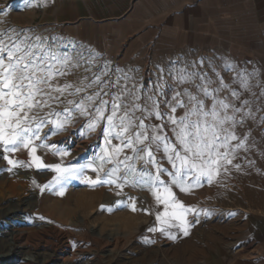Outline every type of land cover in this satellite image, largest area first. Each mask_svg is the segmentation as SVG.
<instances>
[{"label": "snow or ice", "instance_id": "1", "mask_svg": "<svg viewBox=\"0 0 264 264\" xmlns=\"http://www.w3.org/2000/svg\"><path fill=\"white\" fill-rule=\"evenodd\" d=\"M31 3L32 0H27L25 6ZM29 32L0 31V149L5 153L0 158L12 167H35L55 173L48 184L37 185L41 192L58 187L57 194L63 196L65 187L73 180H83L92 186L115 185L121 191L125 186L146 190L153 197V204L143 211L154 213L161 225L179 227L187 236L186 214L196 210L179 200L174 189L190 194L205 181L211 185L227 174L229 166L239 169L233 160L239 150H246L247 136L241 137L237 127L243 126L245 117L251 113H245L220 93L228 90L236 100L240 93L225 84L218 73V86L212 88L213 81L206 73L188 70L195 68V63L178 69L175 79L178 85H194L196 92L189 88L176 91L172 101L165 102L167 111L161 110L158 99L162 85H155L154 91L144 97V103H138L141 96L136 84L129 88L119 79L111 82L103 79L108 75L107 66L104 71L94 73L88 83L81 81L77 86L65 79L61 84L60 79L67 77L71 68L79 67L81 60L89 65L86 71H90L96 55L78 54L74 60L60 55L43 38ZM237 75L240 87L248 89V77L244 73ZM112 87L117 88L115 93L108 90ZM89 89L95 91L89 93ZM206 100H211V104ZM247 104L244 100L243 105ZM53 105L63 108L57 111ZM178 109L183 110L179 115ZM78 118L84 120L79 134L87 136L99 129L102 144L97 145L99 152L86 163L65 165L63 158L70 155V149L48 141L66 131ZM49 125V131L43 132ZM21 148L28 150V163L7 155ZM37 149L51 150L61 158V163L45 164L36 155ZM165 162L169 167H165ZM107 165L111 167L105 171ZM86 169L95 172L96 179L85 176ZM131 207L136 210L135 201ZM148 230H159L176 239L164 227Z\"/></svg>", "mask_w": 264, "mask_h": 264}, {"label": "rangeland", "instance_id": "2", "mask_svg": "<svg viewBox=\"0 0 264 264\" xmlns=\"http://www.w3.org/2000/svg\"><path fill=\"white\" fill-rule=\"evenodd\" d=\"M26 3L27 0H0V31L30 30L29 35L40 36L48 47L60 55L73 57L74 60L78 54L84 57L89 55L91 51L88 49L79 45L57 42L53 33L44 32L38 22L37 1L32 0L31 6L27 7ZM221 50V53H198L190 56L171 55L165 52L158 54L140 52L116 59L91 52L96 55V59L90 71H86L89 65L81 60L80 66L71 68L70 74L61 78L59 82L63 84L66 79L79 86L81 81L90 82L94 73L104 71L107 66L108 75L103 79L106 82L119 79L121 84L127 83L129 88L136 84L141 96L138 103H144V97L154 91L155 85H162V92L158 99L161 102V110L167 111L165 102H171L176 91L189 88L190 91L196 92L194 85L177 84L175 74L178 69L195 63L196 67H189L188 70L206 73L213 81L212 88L218 86V73L219 78H222L225 84L240 93L238 100L234 99L228 90L222 91L220 96L228 97L237 107H242L245 113H251L250 116L245 117L243 126L237 127V132L241 137L247 136L246 150H239L235 158L236 164H239V169L236 168V180L222 182L226 183V188L230 187L234 191L231 196L226 195L225 192L214 194L218 191H213L211 198L203 184L198 187V191H191L188 199L199 206H219L221 209L219 218L222 222L224 218L236 216V226H225L221 229V233L236 234L239 250L237 264H264V54L249 51L245 47L236 48L235 53H231L228 46L222 47ZM238 73H244L248 77V89L240 87ZM124 76L130 79L125 81ZM196 83L200 81L197 80ZM108 90L115 93L117 88L112 87ZM88 91L91 93L95 89ZM244 100L248 101L247 105H243ZM206 103L211 104V100H206ZM53 107L56 108L55 105ZM62 108L63 105H60L56 110L59 111ZM182 111L178 109L177 115ZM152 122L159 123L155 120ZM83 123L84 120L78 118L66 131L51 136L48 141L49 144H57L61 148L70 149V155L63 158L65 165L86 163L99 152L97 145L102 144L100 130L87 136H81L79 129ZM50 127V125L46 126L43 132H48ZM4 154L0 149V157ZM7 155L10 159L25 163H28L30 159L28 150L24 148L15 153H7ZM36 155L40 156L45 164L61 163V158L53 155L51 150L37 149ZM137 166L140 167L141 164ZM108 167L111 166H105V171ZM165 167H169L166 162ZM10 168L11 171H9ZM230 169L233 170L232 166ZM228 174L230 177L233 176L229 171L224 176ZM84 175L92 179H96L97 176L90 169H86ZM100 175L103 176L104 173L101 172ZM53 177L51 171L38 170L35 167H12L6 160L0 158V264H134L131 254L127 255L121 249L117 251L113 245L115 234H125L118 230L121 228L119 225L114 224L111 227L108 233L109 238L106 237L110 243L105 239L103 246L100 242L97 245L93 243L97 252L90 249V244L86 243V239L91 240V233L88 229L92 217L90 214H85L83 206L77 207V205L79 202L81 204L86 201L87 192L96 189H103L112 195L109 198V204L118 199V204L128 209L131 208L133 201H135L136 208L141 205L146 206L145 200L151 194L146 190L142 191L131 186H125L122 191L115 185L92 186L83 180L71 181L65 187L63 196L57 194L58 187L45 188L41 192L37 185H46L53 180ZM33 181L36 183L34 184ZM48 191L56 192L57 198L60 197L64 201L67 200L65 195L70 196L72 207L69 208L65 220H58L54 216L55 212L58 215L63 214L66 209L58 206L55 210L52 209V199L46 205L48 207L42 210L38 208V196ZM142 196H146L144 200ZM105 202H107L106 199H104ZM15 209L19 212L13 215L14 220L6 219V213ZM21 210L24 212L22 213ZM124 216L129 218L131 214ZM198 216L207 221V218L210 219L212 215ZM47 222H52V225L48 226ZM10 223H13L14 227H11ZM248 226L253 234V240L252 238L250 240L249 230L244 229ZM41 227L44 230L40 231ZM18 232L25 234L17 237ZM93 234L95 237V232ZM30 255H35L37 261H30Z\"/></svg>", "mask_w": 264, "mask_h": 264}, {"label": "crops", "instance_id": "3", "mask_svg": "<svg viewBox=\"0 0 264 264\" xmlns=\"http://www.w3.org/2000/svg\"><path fill=\"white\" fill-rule=\"evenodd\" d=\"M35 1L38 4L39 26L44 32L53 33L57 42L79 45L112 59L140 52L186 56L213 54L221 53V48L226 46L231 53H235L238 47H245L264 54V0ZM233 164H236L235 159ZM232 168V171L229 170L232 177L221 175L211 185L204 182L209 197L212 198L213 191H218L214 194L225 192L228 196L232 195L234 191L222 183L236 180V168ZM174 191L179 200L196 210L186 214L189 225L187 236L179 227L161 225L154 213L143 211L153 204L151 195L145 200L146 206L141 205L133 211L132 207H121L118 199L109 204L112 195L103 189H96L87 192L86 201L77 205L83 206L85 214L92 217L88 229L91 240L86 239V243L97 252L94 244L100 242L103 246L105 239L110 243L106 237L116 224L121 227L118 230L125 234H115L113 245L117 251L121 249L127 255L131 254L134 264H237L239 250L236 234L221 233L225 226H236L237 217L224 218L222 222L219 206H199L189 201L190 194L181 193L178 189ZM192 191H198V188ZM69 197L65 195L67 200L64 201L57 198L56 192L48 191L38 196V208L48 207L46 205L52 199V209L57 206L66 209L63 214L55 212L54 215L56 219L63 220L72 207ZM145 197L142 196V199ZM104 199L107 202L104 203ZM17 210L6 213V219L13 221V215L19 212ZM205 212L212 215L207 221L198 216ZM125 214L131 216L126 218ZM175 223L179 224V221ZM10 225L14 227L13 223ZM250 226L244 229L249 230L250 240H253ZM150 227H164L176 239L159 230L150 232ZM41 230H44L43 227ZM24 234L18 232L17 237Z\"/></svg>", "mask_w": 264, "mask_h": 264}, {"label": "bare ground", "instance_id": "4", "mask_svg": "<svg viewBox=\"0 0 264 264\" xmlns=\"http://www.w3.org/2000/svg\"><path fill=\"white\" fill-rule=\"evenodd\" d=\"M21 219V218H20ZM65 220V219H64ZM48 226H51L52 225V222H47L46 223ZM6 256V255H5ZM30 261H37V257L35 255H30V258H29Z\"/></svg>", "mask_w": 264, "mask_h": 264}]
</instances>
